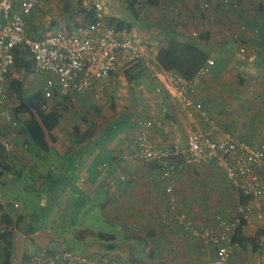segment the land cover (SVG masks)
<instances>
[{
    "label": "crops",
    "instance_id": "1",
    "mask_svg": "<svg viewBox=\"0 0 264 264\" xmlns=\"http://www.w3.org/2000/svg\"><path fill=\"white\" fill-rule=\"evenodd\" d=\"M128 1L41 0L29 18L32 35L51 34L90 21L92 13L97 20V4L101 5L103 24L116 28V22H122L116 29H126L139 40L143 52L139 61L144 74L151 70L154 82L146 81L144 74L128 82L124 69L135 62L130 63L122 54L99 99L90 93L63 95L57 91L45 97L47 111L61 101L66 109L58 110L59 122L52 129L54 141L48 139L49 150L33 148V152L24 131V121L32 112L26 109L14 114L10 95L20 102L9 90L6 106L13 121L0 119V136L16 143L14 149L6 150L15 171L0 176V197L13 223L10 264H31L30 255L41 246L105 252L143 264H209L215 256L212 244L188 234L175 219L157 223L164 210L171 215L163 188L165 180L159 176L157 163L134 158L129 144L141 132L160 147L186 140L190 127L184 109L163 90L156 91L155 74L165 70L156 55L171 38L193 41L214 60V65L204 62L205 71L191 96L213 119L216 136L230 134L248 143H264V0H228L207 9L201 8V0H156V5L149 0H133L131 7ZM190 4L195 8L193 14L187 11ZM40 26H44V32H38ZM24 58L30 57L26 54ZM13 69L8 85L11 78L20 79L26 95L43 91L50 77L47 72L16 73ZM244 113L246 122L241 123L239 115ZM252 118L258 124L252 137L237 135L235 131L241 127L252 129ZM141 120H150V126L142 128ZM194 166L185 165L175 174L177 208L198 227H215L220 215L230 220L235 213H226L225 209L232 208L231 198L238 205L239 193L221 175L222 190L210 196L203 185L213 184L200 180ZM26 172L33 180V188L27 190H41L38 200L34 194L24 191L23 197L18 192L16 176L19 180ZM209 176L205 174L204 179ZM260 199L262 217L253 215L244 233L255 237L257 249L247 246L264 264V192ZM1 217L0 227H4ZM91 232L108 233L113 238L99 240ZM1 235L0 263L4 251ZM253 256L237 248L229 264H251Z\"/></svg>",
    "mask_w": 264,
    "mask_h": 264
},
{
    "label": "built area",
    "instance_id": "2",
    "mask_svg": "<svg viewBox=\"0 0 264 264\" xmlns=\"http://www.w3.org/2000/svg\"><path fill=\"white\" fill-rule=\"evenodd\" d=\"M40 1L0 0V119L8 122L13 121L6 102L8 80L14 70L15 50L21 49L27 53L33 61L35 72L50 74L43 89L46 98L52 97L57 91L63 95L72 92L90 93L97 100L122 54L129 57L130 63L142 60L139 40L126 29L118 30L103 24L100 18L104 10L99 4L96 8L98 19L94 22L87 21L51 34L32 35L28 31L29 18ZM227 1L201 0L200 6L207 9ZM211 64L213 60L207 59L206 65ZM204 71L205 67L202 66L191 79L170 70L154 73L158 81L156 91L163 90L186 113L190 129L185 142L160 147L141 132L129 144V149L136 159L156 162L159 176L165 180L163 188L171 215L167 209L164 210L157 223L175 219L188 234L215 247V256L209 264H229L239 246L233 240L239 218L248 221L253 215L262 217L260 198L264 192V143H248L230 134L216 136L213 119L207 117L202 104L191 96V91L200 82ZM139 124L147 128L151 121L141 120ZM0 144L7 151L16 147L15 142L1 136ZM209 164L219 169L237 192L248 196L249 200L245 204L238 203L234 221L217 216L215 227H198L191 217L177 208L175 174L185 165ZM7 208L0 197V217ZM3 230L4 227H0V232ZM30 263L143 264L136 259L117 258L105 252L51 250L47 246H41L33 252Z\"/></svg>",
    "mask_w": 264,
    "mask_h": 264
},
{
    "label": "trees",
    "instance_id": "3",
    "mask_svg": "<svg viewBox=\"0 0 264 264\" xmlns=\"http://www.w3.org/2000/svg\"><path fill=\"white\" fill-rule=\"evenodd\" d=\"M149 4L156 5V0H149ZM133 0L128 1V6H132ZM95 9V7H94ZM93 13L90 15V22L96 21L93 18ZM122 22H116V28H121ZM27 53L24 50H15L14 67L16 73L25 72L30 73L33 71V61L31 58L25 59ZM209 53L196 45L193 41L182 42L171 38L166 46L161 47L156 55V60L160 67L165 70L174 69L182 74L186 79H191L207 61ZM144 74V67L141 61H137L124 69V76L128 82L139 79ZM8 88L11 92L15 93L16 99L20 102L22 107L30 110L32 116L24 121V131L26 135L25 141L29 146V150L33 152V148H39L43 151H48V139L53 140L52 129L58 124L60 114L59 109H66L64 101L56 103L49 111L46 110L47 99L43 91L37 90L28 95L25 94L21 87V81L18 78H11ZM9 154L0 144V176L4 172H14L15 167L9 160ZM239 204H245L249 197L241 193L238 194ZM1 221L4 222V230L1 235V241L4 246L3 259L0 264H10L11 258V245L10 239L12 236V220L8 214H2ZM247 220L240 217L238 224L234 230L233 240L241 247H246L248 244L252 245L255 250L258 243L255 237H249L244 233V226ZM262 231H258L257 234ZM92 236L99 240L109 241L113 235L103 232H91ZM1 245V244H0Z\"/></svg>",
    "mask_w": 264,
    "mask_h": 264
},
{
    "label": "rangeland",
    "instance_id": "4",
    "mask_svg": "<svg viewBox=\"0 0 264 264\" xmlns=\"http://www.w3.org/2000/svg\"><path fill=\"white\" fill-rule=\"evenodd\" d=\"M193 4H190V7L188 5V12L189 13H194L195 12V8H193ZM39 29V28H38ZM44 30V26H40V29L38 30V32L43 31ZM238 47V46H237ZM212 59V58H210ZM213 60V59H212ZM213 63H214V60H213ZM212 65V64H211ZM214 65V64H213ZM146 73L144 74V79H146V81H149V82H154L153 80V74L151 72V70H147L145 71ZM13 74V72H12ZM148 84V83H147ZM150 84V83H149ZM14 96L10 95V104L12 103V106H14V114L15 112L16 113H23L25 112L26 108L22 107V105L20 103H16L14 100H13ZM259 102V100H257ZM13 103H16L17 105H14ZM18 115V114H16ZM138 116V115H137ZM140 116V115H139ZM247 115L244 113L243 115H239V120L241 121V123H245L246 122V117ZM66 117L68 118V122H70V117L69 115H66ZM251 118V116H250ZM253 118L251 119V121L253 122ZM254 125L252 126V129L250 130L251 126H245V127H241L240 128V131H235L237 133V135H239L240 137H245V138H248L250 139L252 137V135L254 134V131H253V128L255 126H258L257 124V121L256 122H253ZM182 137L184 136V133H181ZM11 160V159H10ZM27 168V167H26ZM26 168L24 169H20L21 171H24L26 170ZM200 168H204L202 171H198ZM195 173H198L199 174V179L200 180H206V182H210L212 183L213 185L209 184V186H206V185H203V188L209 192L210 196H216V194H218L217 191H220L222 190L221 189V186H220V183H221V179L219 180V178L221 177V175L223 176V174L221 173V171L219 169H217L213 164H209V165H196L194 166V170H193ZM205 174H209V179H204V175ZM16 184L18 185L19 187V193H21L20 195L25 197V194H24V191L27 193V194H31L33 196V194L35 195V198H37L36 200L39 199L40 197V191L41 190H35V189H32V190H27L29 188H33L32 184H33V180H32V177L29 176V174L26 172L25 174H23V176L18 180L17 176H16ZM16 188V187H15ZM7 191L5 190L4 191V194H6ZM18 197L20 200L22 199V197ZM231 203H232V208L230 209H225L226 210V213L230 212L233 210V212L235 214H233V216L231 218H229L230 220L229 221H234L235 218H236V208H237V204L234 205V200H232V198L230 199ZM229 202L227 201L226 204H228ZM234 208V209H233ZM222 218H225V216L223 215H220ZM227 218V217H226ZM104 228V229H103ZM102 229L103 230H107L105 229L104 225H102ZM3 232H0V234H2ZM52 247V245H49ZM239 248V251H242V253L244 254H249V256H253L252 255V250H251V246H247L246 248H243V247H238ZM256 255H254L252 258V261H251V264H261V261L260 259H256ZM259 260V261H258Z\"/></svg>",
    "mask_w": 264,
    "mask_h": 264
}]
</instances>
